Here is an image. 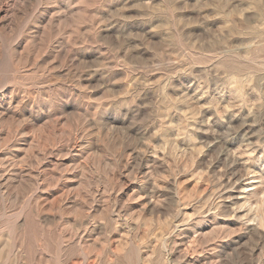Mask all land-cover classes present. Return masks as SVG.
I'll list each match as a JSON object with an SVG mask.
<instances>
[{
    "label": "rangeland",
    "instance_id": "1",
    "mask_svg": "<svg viewBox=\"0 0 264 264\" xmlns=\"http://www.w3.org/2000/svg\"><path fill=\"white\" fill-rule=\"evenodd\" d=\"M0 264H264V0H0Z\"/></svg>",
    "mask_w": 264,
    "mask_h": 264
},
{
    "label": "bare ground",
    "instance_id": "2",
    "mask_svg": "<svg viewBox=\"0 0 264 264\" xmlns=\"http://www.w3.org/2000/svg\"><path fill=\"white\" fill-rule=\"evenodd\" d=\"M230 170V169H229ZM234 171V170H233ZM226 172V171H225ZM224 174H226V173H224ZM237 174V173H236ZM229 175H231L230 173H229ZM224 176V175H223ZM239 176V175H238ZM234 177V176H233ZM239 178V177H238ZM234 179H236L237 180V177L236 178H234ZM240 179V178H239ZM235 182V181H234ZM231 188V187H230ZM228 190V189H227Z\"/></svg>",
    "mask_w": 264,
    "mask_h": 264
}]
</instances>
